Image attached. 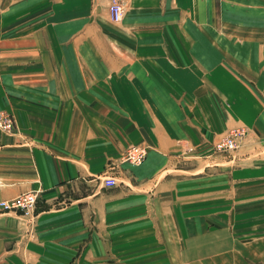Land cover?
<instances>
[{"label": "crops", "instance_id": "obj_1", "mask_svg": "<svg viewBox=\"0 0 264 264\" xmlns=\"http://www.w3.org/2000/svg\"><path fill=\"white\" fill-rule=\"evenodd\" d=\"M107 2L0 0V264H264V0Z\"/></svg>", "mask_w": 264, "mask_h": 264}, {"label": "built area", "instance_id": "obj_2", "mask_svg": "<svg viewBox=\"0 0 264 264\" xmlns=\"http://www.w3.org/2000/svg\"><path fill=\"white\" fill-rule=\"evenodd\" d=\"M107 12L109 19L113 22L120 20L122 15V4L119 0H109L107 3ZM11 121L7 115L0 113V128L4 131H10ZM244 135L243 128H235L229 132V134L215 144L217 151L233 150L237 147L238 142ZM146 149L141 146H134L128 148L123 159L130 164H139L145 157ZM115 184V180L112 177H105L103 179V185L110 187ZM36 201V191L21 192L9 199H0V213L2 212H22L26 213L32 210Z\"/></svg>", "mask_w": 264, "mask_h": 264}, {"label": "rangeland", "instance_id": "obj_3", "mask_svg": "<svg viewBox=\"0 0 264 264\" xmlns=\"http://www.w3.org/2000/svg\"><path fill=\"white\" fill-rule=\"evenodd\" d=\"M109 1V0H108ZM120 1V0H119ZM108 3V2H107ZM48 8H49V10H51L52 9V6H48ZM106 10H107V5H106ZM107 14H108V12H107ZM109 17V16H108ZM0 113L1 114H3V115H7L8 117H9V119H10V121H11V128H10V131H4V130H2L1 128H0V131L1 132H4V133H11V132H13L14 131V129H15V119H14V117H13V115L9 112V110H5V109H0ZM243 128L244 129V135H242V138H241V140L238 142V145H237V147L239 146V144H240V142L241 141H243L244 139H245V137H246V135H247V130H246V128L245 127H243V125H240V126H232V127H230V128H227L226 129V131H225V133H223L222 135H220L219 137H217L213 142H212V144H211V151L210 152H212V154L211 153H208L206 156H203V159H205V158H209L211 155H223V156H228V155H232L233 154V152L235 151V149H233V150H228V151H217V149L215 148V144H216V142L218 141V140H220L221 138H223V137H225V136H227L228 134H229V132L231 131V130H233V129H235V128ZM134 146H141V147H144L145 149H146V153H145V157H146V154H147V149H148V146L146 145V144H143V143H139V144H131V145H128V146H126L124 149H123V151H122V153L119 155V162L120 163H127V164H129V165H132V166H138V165H140L142 162H143V160L145 159V157L143 158V160L141 161V163H139V164H137V165H135V164H130V163H128L127 161H124V159H123V157H124V155H125V153H126V151H127V149L129 148H132V147H134ZM192 161L194 162V165H192V164H190L188 167H187V169L188 170H185V169H183V172L181 173V174H173V175H177V176H183V177H186L185 175H187V176H190V177H193V179H195V180H199V179H197V178H199V177H203V176H205V175H208V176H210V177H212V178H209V181H207V182H205L206 184H209V185H216L217 184V182L215 181V180H217V173H218V171H217V165H204V169H200V170H198L199 168L198 167H196L195 166V159L196 158H198V159H200L198 156H196V155H192ZM233 164H234V162H230V163H228V164H226V166L227 167H229V166H233ZM111 166V165H110ZM114 168H115V164L113 165V168H112V170H114ZM183 168V167H182ZM206 168H208L207 170H206ZM170 169V168H169ZM175 173V172H174ZM168 174H169V172H168ZM168 176H170V175H168ZM105 177H112V176H104V178ZM103 178V179H104ZM113 178V177H112ZM180 178V177H179ZM103 179H102V184H103ZM114 179V178H113ZM200 181V180H199ZM199 184H201L202 185V183L201 182H198ZM115 184H116V182H115ZM114 184V185H115ZM104 186V185H103ZM227 186H228V183H227ZM105 187H107V186H105ZM111 187V186H110ZM208 187H210L211 189H213V186H208ZM36 199H37V191H36ZM36 202V201H35ZM9 212V211H8ZM12 212V211H11ZM2 213H4V212H2Z\"/></svg>", "mask_w": 264, "mask_h": 264}]
</instances>
